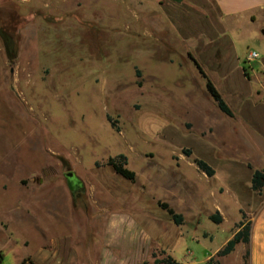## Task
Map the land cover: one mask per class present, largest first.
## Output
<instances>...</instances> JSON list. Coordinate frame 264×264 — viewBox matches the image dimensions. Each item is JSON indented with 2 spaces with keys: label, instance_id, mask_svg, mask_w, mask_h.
Here are the masks:
<instances>
[{
  "label": "rangeland",
  "instance_id": "obj_1",
  "mask_svg": "<svg viewBox=\"0 0 264 264\" xmlns=\"http://www.w3.org/2000/svg\"><path fill=\"white\" fill-rule=\"evenodd\" d=\"M145 2L0 0V249L29 241L13 258L40 260L66 244L80 264H206L243 222L238 199L195 160L221 173L225 162L243 167L252 151L191 58L237 112L223 66L257 52L258 69L264 16L190 40L163 21L148 28ZM121 155L135 181L109 165ZM217 210L222 224L210 219ZM114 219L136 238L125 233L115 246ZM239 253L216 264H238Z\"/></svg>",
  "mask_w": 264,
  "mask_h": 264
},
{
  "label": "crops",
  "instance_id": "obj_2",
  "mask_svg": "<svg viewBox=\"0 0 264 264\" xmlns=\"http://www.w3.org/2000/svg\"><path fill=\"white\" fill-rule=\"evenodd\" d=\"M146 1V5L142 4V12L148 28L153 27L150 24L153 21H163L166 29L170 30L172 34L187 36L190 40L223 36L233 26L238 25V20L246 19L254 22L261 13L264 16V0ZM149 3L154 4V6L150 7ZM237 61L235 69L231 68L228 62L225 63L222 72L223 83L230 90L232 88L231 98L236 100L237 107L239 106L237 112L230 106L234 117L227 116L228 121H231L228 126L233 131L240 133L242 140L249 146L252 154L249 155V159L243 164V167L238 163L225 162V166L221 167V173L215 167L217 168L216 174L211 179L221 181V193L230 192L238 199L239 211L243 212L247 216V220L252 223L250 244L240 243L235 251L226 257L232 256L240 250L237 263L245 264L244 258L249 251L247 264H264V187L261 192L253 189L254 173L256 171L264 173V58L259 62L258 69L251 66L256 61H247L245 64H242L239 59ZM250 82L256 84L252 93L248 92L245 87H236V84L241 85ZM217 212L222 216V223H224L226 220L224 212L219 210ZM121 225H123L122 221L115 219L110 221V233L113 234L115 246H120L117 241L125 233L136 238L135 233L133 234L130 229L126 228L122 233ZM2 227L5 230L8 228L7 224L4 223H2ZM12 245L13 247L9 251L0 249V264H80L76 254H73L71 249H67L66 244L63 246L56 244L54 253L45 255L40 260H34L28 255L20 258L12 257V255L14 256L13 252L18 248L29 246V241L26 238L15 241ZM145 260L142 258L139 262Z\"/></svg>",
  "mask_w": 264,
  "mask_h": 264
},
{
  "label": "trees",
  "instance_id": "obj_3",
  "mask_svg": "<svg viewBox=\"0 0 264 264\" xmlns=\"http://www.w3.org/2000/svg\"><path fill=\"white\" fill-rule=\"evenodd\" d=\"M191 59L194 62L197 69L199 70L202 77L206 79L207 82L206 86L208 93L215 100L220 111L228 117H234L233 111L226 103L223 96L220 94V92L215 87L213 82L208 78L203 68L200 66V64L197 62L195 58L192 57ZM184 153L189 157L192 154L191 151H187V150L184 151ZM195 164L203 173L206 174L207 177L213 178L215 176L216 174L215 169H213V167H211L207 162L200 159H196ZM109 165L113 168L114 172L120 175L121 177L128 179L130 181L136 180V174L127 168V158L124 155H121L115 159H111L109 161ZM263 187H264V173L260 171H256L253 176V189L257 192H261ZM160 207L163 210L167 211V213L172 217V219L177 225H181L183 223L184 221L183 216L175 213V211L167 203L160 204ZM210 219L216 224H221L223 222V218L218 212L216 214L211 215ZM251 231H252V223L247 220V216L244 214L243 222H241L237 226V230L233 238L228 241V243L216 254L215 257H226L230 255L235 251L236 247L240 243L249 245L251 241ZM155 257L156 256L154 255V258ZM215 257H212L206 264H216ZM248 257H249V251L247 252L244 258L245 264H247ZM155 264H179V263L169 258L166 260L156 259Z\"/></svg>",
  "mask_w": 264,
  "mask_h": 264
},
{
  "label": "water",
  "instance_id": "obj_4",
  "mask_svg": "<svg viewBox=\"0 0 264 264\" xmlns=\"http://www.w3.org/2000/svg\"><path fill=\"white\" fill-rule=\"evenodd\" d=\"M67 179L69 181L71 189L73 188V184L78 182V179H77L76 175L73 172H69L67 174Z\"/></svg>",
  "mask_w": 264,
  "mask_h": 264
},
{
  "label": "built area",
  "instance_id": "obj_5",
  "mask_svg": "<svg viewBox=\"0 0 264 264\" xmlns=\"http://www.w3.org/2000/svg\"><path fill=\"white\" fill-rule=\"evenodd\" d=\"M260 58L259 54L257 52H251L248 57L247 61L248 62H254Z\"/></svg>",
  "mask_w": 264,
  "mask_h": 264
},
{
  "label": "flooded vegetation",
  "instance_id": "obj_6",
  "mask_svg": "<svg viewBox=\"0 0 264 264\" xmlns=\"http://www.w3.org/2000/svg\"><path fill=\"white\" fill-rule=\"evenodd\" d=\"M78 188H80V185H79V182H77V183H74L73 184V188H72V190H78Z\"/></svg>",
  "mask_w": 264,
  "mask_h": 264
}]
</instances>
